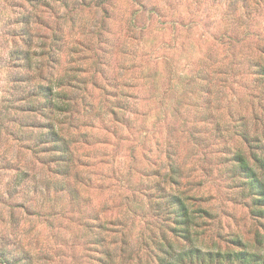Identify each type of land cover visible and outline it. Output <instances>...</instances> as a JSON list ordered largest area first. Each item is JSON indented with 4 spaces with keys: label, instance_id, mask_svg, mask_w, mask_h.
I'll return each instance as SVG.
<instances>
[{
    "label": "rangeland",
    "instance_id": "374dc122",
    "mask_svg": "<svg viewBox=\"0 0 264 264\" xmlns=\"http://www.w3.org/2000/svg\"><path fill=\"white\" fill-rule=\"evenodd\" d=\"M247 2L0 0V264L26 251L25 264H99L97 234L113 261L127 262L126 250L142 244L140 254L158 235L168 191L208 211L197 245L222 249L236 235L264 258V217L249 212L241 179L222 162L227 145L248 149L212 128L202 143L190 140L206 95L227 125L228 110L244 112L252 129L262 115L253 63L264 48V0ZM39 71L72 81H63L70 111L29 110ZM204 71L210 84L201 87ZM38 119L73 143L67 177L32 149ZM166 152L184 169L178 186L164 178Z\"/></svg>",
    "mask_w": 264,
    "mask_h": 264
},
{
    "label": "trees",
    "instance_id": "16d2710c",
    "mask_svg": "<svg viewBox=\"0 0 264 264\" xmlns=\"http://www.w3.org/2000/svg\"><path fill=\"white\" fill-rule=\"evenodd\" d=\"M234 1V0H232ZM246 7L248 0H242ZM257 59L254 60V77L256 83L264 87V48L260 50ZM206 62V60L204 61ZM203 63V62H202ZM206 64H202L204 67ZM40 72V71H39ZM200 72V73H199ZM202 70L198 71L199 75ZM207 71H204L203 76L200 77V86L202 80L205 81ZM63 76L53 79L38 73V81L31 85L28 92L29 110L34 113L52 114L55 110L60 113L70 111V106L74 101H68L67 92L63 89ZM205 84L209 85V78L206 79ZM71 83V80H65ZM209 82V84H208ZM198 83V82H197ZM198 83V84H199ZM62 88V89H61ZM209 97L205 96L204 106L201 107L200 122L201 125L192 130L190 140L195 141V144L202 143V129L212 128L216 134L220 135V131L232 133L239 139V143L244 146L245 153L241 146L227 145L223 153L222 162L229 163L228 169L231 172H236L232 175V180L239 177L244 190V195L249 199V212L255 218L264 217V110L261 116L254 114L252 116L253 126L249 127L247 115L244 112H236L231 115L228 114V120L233 121V125H227L223 115L209 110ZM76 102V101H75ZM264 108V107H263ZM112 110H114L112 108ZM209 110V111H208ZM231 116V117H230ZM228 126V129L226 128ZM36 131L32 134L33 147L35 151L43 152L45 160L43 164L54 162L50 166V171L55 172L62 177H67L74 167L75 150L73 143L68 137L63 135L59 129H55L50 120L33 122ZM200 141V142H199ZM77 142V141H75ZM260 150V151H258ZM47 152V153H45ZM260 152V153H259ZM168 159V171L164 174V178L168 179L171 185L181 184L183 168L173 162V155L166 152ZM74 178L78 180L76 171L72 172ZM238 180V179H237ZM69 186V185H68ZM176 186V187H177ZM55 188L57 190H64L68 188V192L74 198L77 189L74 187H67L62 180L56 182ZM54 188V189H55ZM163 188V187H162ZM167 202V209L163 212L164 221L163 226L159 228L156 238L152 236V245H145L147 250L139 254L142 244L137 245V249L128 251L127 262L117 263L113 261L111 250L105 245V237L103 235H95L93 243L98 248V262L99 264H264L262 255L255 251H250L245 248V245L240 241L238 236L231 235L228 237V243L224 248L203 249L196 244V238L199 234L198 218L203 214H208L206 209L193 207L188 199H193V196L183 194V191H168L162 194ZM159 195V197H162ZM95 234V232H94ZM144 245V244H143ZM144 247V248H145ZM121 249H125L123 246ZM125 251V250H124ZM26 251L22 252L21 257L15 260H10V264H25L29 258ZM145 253L147 255H145ZM145 256V257H144ZM2 258V257H1ZM133 261V262H132Z\"/></svg>",
    "mask_w": 264,
    "mask_h": 264
}]
</instances>
